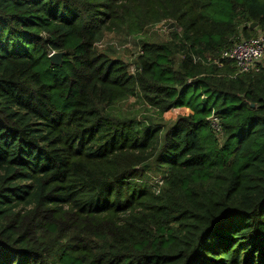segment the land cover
<instances>
[{"label": "trees", "instance_id": "1", "mask_svg": "<svg viewBox=\"0 0 264 264\" xmlns=\"http://www.w3.org/2000/svg\"><path fill=\"white\" fill-rule=\"evenodd\" d=\"M166 20L134 75L97 49ZM258 30L264 0H0V264H264V66L212 62Z\"/></svg>", "mask_w": 264, "mask_h": 264}, {"label": "rangeland", "instance_id": "2", "mask_svg": "<svg viewBox=\"0 0 264 264\" xmlns=\"http://www.w3.org/2000/svg\"><path fill=\"white\" fill-rule=\"evenodd\" d=\"M158 23L160 22H157V24ZM154 25H156V23L149 26L146 30L144 29V31L139 34H128L125 31L119 33H106L101 41L97 43V49L99 52L107 54L112 59H118L124 62L129 67V72L134 75L136 73L138 57L141 55L142 42L164 44L171 41L174 30L171 29L167 32L157 31L154 29ZM241 39L244 38L241 37L238 32L235 42ZM226 65L227 64H224L222 67H218V69H223L226 67ZM228 66L230 72H228V75H223V77L235 78V68L231 64ZM258 66H264V62ZM232 71H234L233 74ZM114 107L124 117L134 118L142 123L147 121L152 122L153 124H159L164 129L174 123L180 116L190 114L188 109H175L160 116L155 110L150 109L149 106L143 105V102H140L136 96H130L127 99L120 101L116 103ZM222 140L223 137L219 143H221ZM153 177L155 176L153 175ZM155 178L156 180L159 179V177ZM151 185H153V188L157 187L155 179L152 181ZM161 188L162 186L160 189Z\"/></svg>", "mask_w": 264, "mask_h": 264}, {"label": "built area", "instance_id": "3", "mask_svg": "<svg viewBox=\"0 0 264 264\" xmlns=\"http://www.w3.org/2000/svg\"><path fill=\"white\" fill-rule=\"evenodd\" d=\"M154 29L163 32H167L171 29L174 30V23L169 20L162 21L154 25ZM208 61L211 60L208 59ZM212 62L216 64L217 67H222L226 62H230L236 71L234 77L256 71L259 67L258 65L264 62V31L256 32V35L251 38H244L234 42L231 47L221 51L218 57L212 60ZM208 124L212 133L215 135L218 142H220L223 137L220 119L212 114L208 118ZM155 181L157 187L154 188V192L158 194L163 182L161 178L155 179Z\"/></svg>", "mask_w": 264, "mask_h": 264}, {"label": "water", "instance_id": "4", "mask_svg": "<svg viewBox=\"0 0 264 264\" xmlns=\"http://www.w3.org/2000/svg\"><path fill=\"white\" fill-rule=\"evenodd\" d=\"M256 27V25L255 24H253V25H251L250 26V28L251 29H253V28H255ZM63 53H55V52H53V53H51L50 55H49V61H50V63L53 65V66H56V67H60L61 65H62V58H63Z\"/></svg>", "mask_w": 264, "mask_h": 264}]
</instances>
